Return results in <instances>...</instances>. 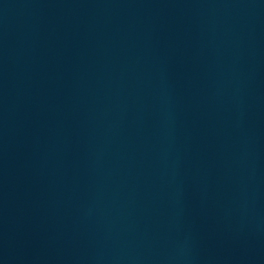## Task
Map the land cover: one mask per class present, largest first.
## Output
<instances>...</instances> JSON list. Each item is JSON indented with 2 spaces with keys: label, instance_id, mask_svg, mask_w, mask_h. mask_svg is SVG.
Masks as SVG:
<instances>
[{
  "label": "water",
  "instance_id": "1",
  "mask_svg": "<svg viewBox=\"0 0 264 264\" xmlns=\"http://www.w3.org/2000/svg\"><path fill=\"white\" fill-rule=\"evenodd\" d=\"M0 264H264V0H0Z\"/></svg>",
  "mask_w": 264,
  "mask_h": 264
}]
</instances>
